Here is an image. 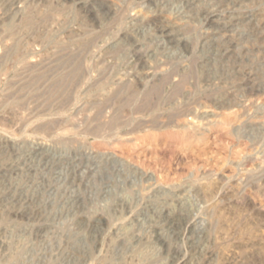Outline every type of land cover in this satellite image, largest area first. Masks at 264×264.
<instances>
[{
    "label": "rangeland",
    "instance_id": "1",
    "mask_svg": "<svg viewBox=\"0 0 264 264\" xmlns=\"http://www.w3.org/2000/svg\"><path fill=\"white\" fill-rule=\"evenodd\" d=\"M87 1L0 0V264H264V0Z\"/></svg>",
    "mask_w": 264,
    "mask_h": 264
},
{
    "label": "bare ground",
    "instance_id": "2",
    "mask_svg": "<svg viewBox=\"0 0 264 264\" xmlns=\"http://www.w3.org/2000/svg\"><path fill=\"white\" fill-rule=\"evenodd\" d=\"M80 9L81 10H85L86 13L88 14V16H91V14L93 15L92 12V8L94 6H96L97 8H99L100 10L103 9V5L101 3H98L97 0H89L87 2H80L79 3ZM106 9V8H105ZM97 12V11H96ZM108 12V11H107ZM209 12V11H208ZM213 12V11H212ZM106 13V12H105ZM211 13V12H210ZM215 13V12H214ZM213 13V14H214ZM208 16H211V14H208ZM208 19V18H207ZM214 22V20L212 21ZM163 27V26H162ZM161 31V29H160ZM168 30H162L160 33L164 36V38H166V40L171 43V44H176V45H181L182 44V39L179 37L178 33L175 31H168ZM136 59L137 61H142V56L140 55H136ZM77 74V73H76ZM175 93H178L177 95L180 96V88L179 86H176L174 88ZM159 92V87H154L150 92L148 93H139V92H133V95H131V97L129 99H127V103L125 105H122L119 107V109H117L112 116V119L110 121V123H108V130L110 132V136L115 134L118 130L117 128H119V125L121 123L122 120L126 119V120H130V118H132L133 114H140V116L142 117V114L145 116H149L150 119L154 122L156 119H158L161 114H160V109H158L159 105H158V100H159V96L157 95ZM173 93V92H171ZM174 93V94H175ZM182 93V92H181ZM156 95L158 97H156ZM176 96V95H175ZM170 97V96H169ZM173 97V96H172ZM158 99V100H157ZM170 99V98H169ZM165 101V99H164ZM162 104V103H161ZM125 109L126 110H132L131 113L129 114V116L125 117ZM174 115V114H173ZM165 116H167L165 114ZM170 117V115L168 116ZM161 119V118H160ZM125 121V120H124ZM146 121V120H145ZM150 124V123H149ZM153 124V123H152ZM123 125V123H122ZM136 125V124H135ZM104 128V127H103ZM101 128L97 131V134H102L101 133ZM117 130V131H116ZM103 131V130H102ZM105 131V130H104ZM105 135V134H104ZM104 137V136H103Z\"/></svg>",
    "mask_w": 264,
    "mask_h": 264
}]
</instances>
